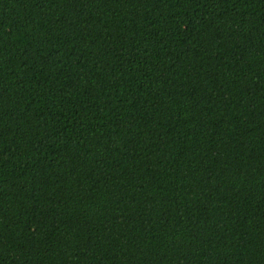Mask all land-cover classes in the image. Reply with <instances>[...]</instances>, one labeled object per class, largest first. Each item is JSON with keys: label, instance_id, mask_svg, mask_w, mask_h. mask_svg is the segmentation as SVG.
I'll return each mask as SVG.
<instances>
[{"label": "trees", "instance_id": "1", "mask_svg": "<svg viewBox=\"0 0 264 264\" xmlns=\"http://www.w3.org/2000/svg\"><path fill=\"white\" fill-rule=\"evenodd\" d=\"M0 264H264V0H0Z\"/></svg>", "mask_w": 264, "mask_h": 264}]
</instances>
